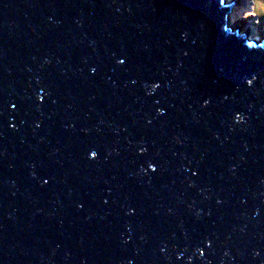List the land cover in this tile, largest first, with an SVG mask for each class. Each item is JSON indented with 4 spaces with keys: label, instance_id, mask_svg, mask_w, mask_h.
Returning <instances> with one entry per match:
<instances>
[{
    "label": "water",
    "instance_id": "water-1",
    "mask_svg": "<svg viewBox=\"0 0 264 264\" xmlns=\"http://www.w3.org/2000/svg\"><path fill=\"white\" fill-rule=\"evenodd\" d=\"M231 7L0 0V264H264V41Z\"/></svg>",
    "mask_w": 264,
    "mask_h": 264
},
{
    "label": "rangeland",
    "instance_id": "rangeland-1",
    "mask_svg": "<svg viewBox=\"0 0 264 264\" xmlns=\"http://www.w3.org/2000/svg\"><path fill=\"white\" fill-rule=\"evenodd\" d=\"M232 4L228 15L230 22L238 30L257 38L255 33L261 32L264 41V0H226Z\"/></svg>",
    "mask_w": 264,
    "mask_h": 264
},
{
    "label": "snow or ice",
    "instance_id": "snow-or-ice-1",
    "mask_svg": "<svg viewBox=\"0 0 264 264\" xmlns=\"http://www.w3.org/2000/svg\"><path fill=\"white\" fill-rule=\"evenodd\" d=\"M117 63L118 64H123L124 63V60L123 59H117ZM92 71L94 72L95 71V69H92ZM247 83L249 84V85H251L252 83H253V81L252 80H248L247 81ZM151 87H152V91H155L156 89H158L159 87H160V84L159 83H153L152 85H151ZM149 94H151V92L149 93ZM41 99H43V97L41 96ZM157 103H159V101H157ZM210 103V101L208 100V99H205L204 101H203V104L204 105H207V104H209ZM159 111V110H158ZM164 113V111H161V112H159V114H163ZM237 120H239V117L237 116ZM151 121H149V123H150ZM146 151V149H144V148H141L140 149V152H145ZM90 158H95L96 156H97V152L95 151V150H90ZM148 168H150V169H152L153 171H155L156 170V165H154L153 163H149V165H148Z\"/></svg>",
    "mask_w": 264,
    "mask_h": 264
},
{
    "label": "bare ground",
    "instance_id": "bare-ground-1",
    "mask_svg": "<svg viewBox=\"0 0 264 264\" xmlns=\"http://www.w3.org/2000/svg\"><path fill=\"white\" fill-rule=\"evenodd\" d=\"M255 36H256L257 38H261V37H262L261 32L257 31V32L255 33Z\"/></svg>",
    "mask_w": 264,
    "mask_h": 264
},
{
    "label": "trees",
    "instance_id": "trees-1",
    "mask_svg": "<svg viewBox=\"0 0 264 264\" xmlns=\"http://www.w3.org/2000/svg\"><path fill=\"white\" fill-rule=\"evenodd\" d=\"M264 17V16H263Z\"/></svg>",
    "mask_w": 264,
    "mask_h": 264
}]
</instances>
